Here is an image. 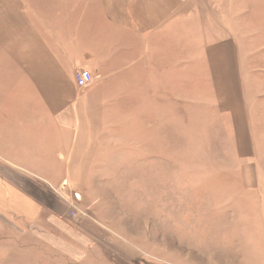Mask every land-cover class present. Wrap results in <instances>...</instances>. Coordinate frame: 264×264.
I'll use <instances>...</instances> for the list:
<instances>
[{"label":"crops","instance_id":"0c3cea01","mask_svg":"<svg viewBox=\"0 0 264 264\" xmlns=\"http://www.w3.org/2000/svg\"><path fill=\"white\" fill-rule=\"evenodd\" d=\"M262 9L264 0H0V264H148L145 243L93 203L102 186L129 183L100 161L111 154L104 166L130 168L121 154L143 152L146 169H180L196 151L186 148L190 121L193 142L204 124H224L197 182L224 185L223 200L240 186L230 211L240 251L226 263L264 264ZM80 70L94 79L85 90ZM174 211L162 214L174 229L161 248L184 227L200 243V220ZM212 231L210 246L222 237ZM231 232L226 224V255ZM161 258L153 264H170Z\"/></svg>","mask_w":264,"mask_h":264},{"label":"rangeland","instance_id":"374dc122","mask_svg":"<svg viewBox=\"0 0 264 264\" xmlns=\"http://www.w3.org/2000/svg\"><path fill=\"white\" fill-rule=\"evenodd\" d=\"M261 11H264V9ZM261 27L264 34V26ZM102 122L98 123L101 124ZM105 123L111 124L112 122ZM192 124L193 121H190L186 125V131L188 130L186 132V148L187 146L192 148L193 145L196 151L194 153H187L186 149L184 165L180 169L176 167L161 168L156 162L153 163L152 168L146 169L143 152L121 154V159L127 156V158H124L125 160L121 161L123 165L132 162L130 164L133 166L130 168L121 167L117 170L104 166L105 163L114 160L111 154H106L105 159L100 161L103 164L102 170H104L105 176H119L121 179H128L129 183L102 186L101 191H103V194L95 201H92L104 211L105 219H113V225L124 229L129 236L137 238L142 244L145 243L146 249L149 251L145 255L148 258L146 259L148 264L156 263L157 260H162L161 257L164 256L168 257L170 264H177L174 263L177 260L182 261L180 264H227L228 262L226 263L225 261L226 256L229 255L228 258H230L231 255L240 251L238 247L240 232L236 225H240L241 218L238 214L234 216L230 214L232 209L238 210L241 206L240 186L233 185L234 191L232 192L234 198L232 200H223V195L221 196L222 199H218V196L220 193H224V185L213 186L212 188V186L208 187L205 184L197 182H201L203 177H208L212 171V169H210L211 171L209 170L208 163L217 158V154L209 153L204 149L212 145L220 148L218 145L219 140L215 138V132L224 130V124L219 121H211L204 124L201 127V135H197L194 142L192 141ZM211 131H214L213 135L209 134ZM203 133L210 135L211 139L209 136L206 138ZM201 143L205 144V147ZM220 155L224 159L225 155L222 153ZM115 156L117 157V154ZM233 161L234 163L236 162L235 156L233 157ZM196 177H199V179ZM194 178L196 179L195 183H187L193 182ZM253 199H255V196L252 197ZM178 209H185L186 216L177 219L185 220L186 224L193 220H200L202 240L199 243L198 241L200 240L192 236L197 233H187L188 231H192V229L184 227V233L181 232L180 235L183 236L180 239V243H178L176 237L170 236L168 238L169 247L167 249L161 248L163 231L168 229L170 235V231L174 229V227H171V224L169 227L165 225V228H162V224H160L162 218L164 220L168 219L162 216V214H166L167 211L169 214H175L174 210ZM189 209L195 210V212L189 215ZM198 210L201 212L200 217L196 216L199 213ZM226 210L228 211L226 212ZM208 214L213 215V217H210ZM169 219L171 220L172 218ZM226 224L230 229L232 226L233 229V232H231L232 246H229V254L227 255L225 253L226 247L223 238ZM209 225L213 227L212 234H215L217 237L222 236L219 240H214L216 242L212 246L208 243V235H204L207 233V230H210ZM221 231L223 232L221 233ZM148 239L150 240L149 245ZM190 240L197 241L200 244V248L185 247L184 245L190 244ZM191 242L192 244L194 243V241ZM178 244H181V246ZM209 258L213 261H209Z\"/></svg>","mask_w":264,"mask_h":264},{"label":"built area","instance_id":"2783aa9c","mask_svg":"<svg viewBox=\"0 0 264 264\" xmlns=\"http://www.w3.org/2000/svg\"><path fill=\"white\" fill-rule=\"evenodd\" d=\"M74 82L78 89L85 90L89 88L93 83V77L90 74V72L86 70H80L75 73L74 75ZM78 214V211L74 210V212L71 213L72 217H76Z\"/></svg>","mask_w":264,"mask_h":264}]
</instances>
